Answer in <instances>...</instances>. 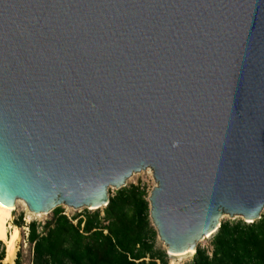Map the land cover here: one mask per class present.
Here are the masks:
<instances>
[{"label":"water","instance_id":"water-1","mask_svg":"<svg viewBox=\"0 0 264 264\" xmlns=\"http://www.w3.org/2000/svg\"><path fill=\"white\" fill-rule=\"evenodd\" d=\"M148 167L168 254L262 217L264 0H0V202L98 210Z\"/></svg>","mask_w":264,"mask_h":264},{"label":"trees","instance_id":"trees-1","mask_svg":"<svg viewBox=\"0 0 264 264\" xmlns=\"http://www.w3.org/2000/svg\"><path fill=\"white\" fill-rule=\"evenodd\" d=\"M109 192L103 210L84 209L69 217L58 207L44 225L30 222L33 264H169L166 251L156 245L147 189L129 184ZM24 224L22 217L16 222L18 227ZM6 254L0 239V264H5ZM14 264H23L21 251ZM187 264H264V213L253 223L222 221L211 247L198 245Z\"/></svg>","mask_w":264,"mask_h":264},{"label":"rangeland","instance_id":"rangeland-1","mask_svg":"<svg viewBox=\"0 0 264 264\" xmlns=\"http://www.w3.org/2000/svg\"><path fill=\"white\" fill-rule=\"evenodd\" d=\"M151 175H152V171L150 168L143 170L139 173H135L128 179L127 185H129V184H141L142 186H144L147 189L148 198H149V196L151 194V192H150ZM115 190H116L115 188H111L112 192ZM60 207H62L65 210V213L69 217H73L74 215L79 214L84 209H86V208L74 209V208H69L66 206H60ZM103 208H100V209L103 210ZM92 211H94V210H92ZM263 213H264V210H263L262 214ZM32 215L33 214H31L30 212L27 211V207L23 203H19L13 212V218L10 221L11 227H9V229H8L9 233H12L14 226L18 227L16 225V222L21 217L23 218V221L25 224H24V226L18 227L20 230V237L18 238V240L16 242V255H15V259H16L17 252L21 251L23 264H33V247L27 239L28 238V231H29L28 224L32 221H38L39 223L44 225L47 221L52 219L53 211H51L48 214L42 215V216H37V215L32 216ZM238 219H242V218L230 217V216H225V215H223V217H222V221L238 220ZM242 220H244V219H242ZM151 222H152V220H151ZM211 242H212V236L208 237L206 240L199 243V245L201 247L210 248ZM156 245L158 248L165 250L158 238H157ZM167 255H168L169 264H187V263L192 261L193 256H194V254H186L183 256H173V255L168 254V253H167ZM15 259H14V261H7V262H5V264H14Z\"/></svg>","mask_w":264,"mask_h":264},{"label":"bare ground","instance_id":"bare-ground-1","mask_svg":"<svg viewBox=\"0 0 264 264\" xmlns=\"http://www.w3.org/2000/svg\"><path fill=\"white\" fill-rule=\"evenodd\" d=\"M148 168H145L143 170H146ZM143 170L137 171L135 173H139V172H141ZM135 173H132L128 177V179ZM128 179L126 181H128ZM111 188H115L116 189V187H109V190ZM19 203H23L22 200L20 199V197H18L15 200L14 205H12L10 207H7L6 205H4V204H2L0 202V239L5 242L6 247H7V254H6L5 262L14 261L15 255H16V242H17L18 238L20 237V230H19L18 227L14 226L12 233H9L8 229H9V227H11L10 221L13 218V212H14V210L16 209V207H17V205ZM66 207L76 209L75 207H72V206H66ZM80 208H82V207H80ZM91 208H93V207H91ZM27 211L30 212L31 214H33L34 216L35 215L42 216V215L50 213L52 210L35 212V211H32L31 209H27ZM186 254H195V250H189V251H187L184 254H171V255H173V256H183V255H186Z\"/></svg>","mask_w":264,"mask_h":264}]
</instances>
